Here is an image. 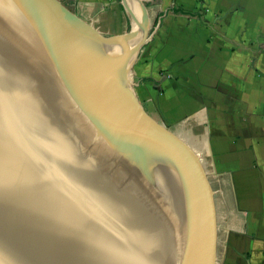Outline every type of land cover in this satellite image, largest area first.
<instances>
[{"label":"water","instance_id":"1","mask_svg":"<svg viewBox=\"0 0 264 264\" xmlns=\"http://www.w3.org/2000/svg\"><path fill=\"white\" fill-rule=\"evenodd\" d=\"M123 2L132 27L103 58L76 12L0 0V264L220 263L209 183L156 148L133 93L147 31Z\"/></svg>","mask_w":264,"mask_h":264},{"label":"crops","instance_id":"2","mask_svg":"<svg viewBox=\"0 0 264 264\" xmlns=\"http://www.w3.org/2000/svg\"><path fill=\"white\" fill-rule=\"evenodd\" d=\"M72 1L89 46L128 35L123 0ZM138 1L152 33L132 76L154 145L209 183L219 264H264V0Z\"/></svg>","mask_w":264,"mask_h":264},{"label":"rangeland","instance_id":"3","mask_svg":"<svg viewBox=\"0 0 264 264\" xmlns=\"http://www.w3.org/2000/svg\"><path fill=\"white\" fill-rule=\"evenodd\" d=\"M51 1V0H50ZM54 1H56L57 2V4H58V8H56V13H55V15H53V17H54V19L55 20H57V22H58V20L61 22V25H68L67 23H70L71 22V17L73 16V14L76 12V6L73 4V1L72 0H54ZM60 8H62V10L64 11V9H66V11L67 12H69V14H71V16H70V18H68V21H66V20H64V18H61L60 16H59V14H60V12H62V11H59L60 10ZM63 13H65V12H63ZM63 17V16H62ZM131 29V28H130ZM152 32H149V31H147L146 32V35H145V39H147L149 36H150V34H151ZM146 45V44H145ZM145 45H144V47H145ZM143 47V48H144ZM142 48V49H143ZM113 50H115V49H112V50H108V51H106L105 53H104V58H109V56L114 52ZM132 69L133 68H131V71H130V76H131V79H132V90H133V93H134V95H135V97L137 98V100L140 102V101H142L141 99V97H140V95H139V93H138V90H137V88H136V82H134L133 81V76H132V74H133V71H132ZM151 130V129H150ZM149 134H151V131H148L147 130V132H146V137H148V135ZM219 251L220 250H217V253H218V255H219ZM212 258V257H211Z\"/></svg>","mask_w":264,"mask_h":264},{"label":"bare ground","instance_id":"4","mask_svg":"<svg viewBox=\"0 0 264 264\" xmlns=\"http://www.w3.org/2000/svg\"><path fill=\"white\" fill-rule=\"evenodd\" d=\"M125 81V80H124ZM109 105H110V108H111V106L113 105V104H111V103H109V102H107ZM114 108H116V109H119V107L117 106V104L114 102Z\"/></svg>","mask_w":264,"mask_h":264}]
</instances>
